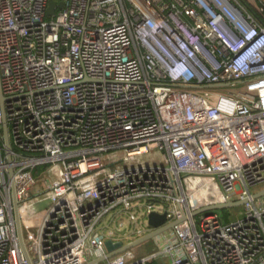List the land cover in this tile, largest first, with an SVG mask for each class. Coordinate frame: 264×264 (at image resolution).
<instances>
[{
    "label": "built area",
    "instance_id": "obj_1",
    "mask_svg": "<svg viewBox=\"0 0 264 264\" xmlns=\"http://www.w3.org/2000/svg\"><path fill=\"white\" fill-rule=\"evenodd\" d=\"M53 1L0 0V264H264V0Z\"/></svg>",
    "mask_w": 264,
    "mask_h": 264
},
{
    "label": "water",
    "instance_id": "obj_2",
    "mask_svg": "<svg viewBox=\"0 0 264 264\" xmlns=\"http://www.w3.org/2000/svg\"><path fill=\"white\" fill-rule=\"evenodd\" d=\"M62 2H60L59 4H56L53 0H50V7H49V10H48V14L49 15H52L54 12H55V6H58L59 8L62 7ZM1 94V92H0ZM1 98L3 99V97L1 96ZM3 131H4V142H5V145L6 147H9L10 146V142H9V137H8V128H7V124L4 123L3 125ZM8 159H10V156L8 155ZM11 175H12V170L10 171ZM264 195V190L258 192L255 194V197H259V196H262ZM12 202H13V215H14V221H15V225H16V231H17V235H18V238H19V243H20V246H21V249L25 255V257L28 259V254H27V251H26V248H25V244H24V241H23V235H22V227H21V218H20V213H19V203L15 197V192H14V189H12ZM243 201L241 200H238V201H233V202H228V203H225V204H216V205H210V206H207V207H204V208H201V209H198L196 211H194V214H198L200 212H204V211H209V210H215V209H221V208H227V207H232V206H237V205H240L242 204ZM47 204L45 202L43 203H36L35 204V208L36 210L40 211L41 209H43V207H45ZM148 221H149V224L154 227L155 229L152 230L151 232H149L148 234L132 241V242H129L127 244H122V245H119L118 248L114 249V250H111L108 254H107V258L108 257H111L117 253H120L126 249H129V248H132L134 246H137L143 242H146L148 240H151L152 238H154L156 235H158L159 233H161L162 231L164 230H167L171 227L174 226V224L177 222V221H173L171 223H168V224H164L165 221H166V215L164 213L160 214V213H157V212H151L148 216ZM105 259V257H101L99 259H96V260H93V261H89L88 263H85V264H95V263H98L100 261H103Z\"/></svg>",
    "mask_w": 264,
    "mask_h": 264
},
{
    "label": "rangeland",
    "instance_id": "obj_3",
    "mask_svg": "<svg viewBox=\"0 0 264 264\" xmlns=\"http://www.w3.org/2000/svg\"><path fill=\"white\" fill-rule=\"evenodd\" d=\"M45 187H46L45 184L43 182H40L36 186L33 187L31 194L32 195L36 194L38 191L44 190ZM262 187H264V186H258L257 188L253 189L252 191L255 192V191L261 189ZM244 211H245L244 204L213 210V212L217 213L220 216L221 221H223V222L232 221V220H235L237 218L244 216ZM124 242H126V241H124ZM153 246H154V244H153L152 240L146 241L142 245V247L144 249V253H148V254L151 253L154 249ZM137 249L139 250L141 248H137ZM141 253H143V252H141ZM149 264H158V263L156 261H150Z\"/></svg>",
    "mask_w": 264,
    "mask_h": 264
},
{
    "label": "trees",
    "instance_id": "obj_4",
    "mask_svg": "<svg viewBox=\"0 0 264 264\" xmlns=\"http://www.w3.org/2000/svg\"><path fill=\"white\" fill-rule=\"evenodd\" d=\"M45 167L44 166H41L39 168H37L36 170L33 171V174L35 176H38L40 174V172L44 169Z\"/></svg>",
    "mask_w": 264,
    "mask_h": 264
}]
</instances>
